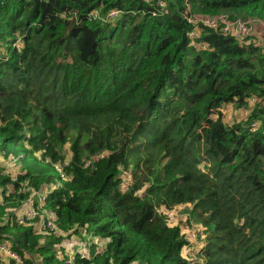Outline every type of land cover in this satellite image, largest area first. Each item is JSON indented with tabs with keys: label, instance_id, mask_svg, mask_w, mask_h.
Wrapping results in <instances>:
<instances>
[{
	"label": "trees",
	"instance_id": "trees-1",
	"mask_svg": "<svg viewBox=\"0 0 264 264\" xmlns=\"http://www.w3.org/2000/svg\"><path fill=\"white\" fill-rule=\"evenodd\" d=\"M163 1L154 17L146 0H0L1 195L21 204L25 187L48 191L62 231L106 245L71 264H264V53L213 31L200 37L207 49L193 47L186 0ZM188 4L264 13V0ZM114 9V22L90 17ZM248 98L247 118L227 124L222 109ZM10 157L22 162L15 181ZM162 206L201 224L195 259ZM5 210L0 201V233L24 264H69L63 237L41 243L14 215L4 223Z\"/></svg>",
	"mask_w": 264,
	"mask_h": 264
},
{
	"label": "built area",
	"instance_id": "built-area-1",
	"mask_svg": "<svg viewBox=\"0 0 264 264\" xmlns=\"http://www.w3.org/2000/svg\"><path fill=\"white\" fill-rule=\"evenodd\" d=\"M146 2L153 7V10L151 11L152 16L158 17L166 14L167 5L163 0H146ZM186 6L188 7V13L186 16L187 22L192 27L191 31L188 33V37L193 47L201 50L207 49L208 45L200 42V37L204 31H213L214 33L234 38L242 45L256 46L262 51V53H264V20L260 18H246V19L239 17L234 18L232 14H230L229 12H223L215 16L196 15L191 12V8L190 5L188 4V0H186ZM122 14L123 13L121 11L114 9V10H110L105 15H103L101 11L97 10L92 12L90 17L95 20L98 19L105 23H108V22H114L115 20L120 18ZM247 101L249 105L248 108H244L242 110L243 118L241 120H245L247 118V116L251 113L252 108L255 106L258 100H256L255 98H248ZM259 127L260 124L258 123L254 124L252 131H256ZM6 170H10V168H6ZM5 172L14 181L17 180L18 175L14 174L11 171L10 172L5 171ZM130 185H131V180L128 179L126 182V186H130ZM23 192L25 193L29 192L30 197L32 196L38 197L37 201L40 202H39V206H37L38 203L33 204L32 207L26 208L25 212L22 215L21 214L17 215L16 219L20 225L33 226L36 229L35 225L37 221L41 220L43 227H41L39 231L36 229L37 233L40 234L41 236L44 235V237L46 236L63 237L64 242L66 241V239L72 236L74 230L69 232L62 231L57 225L56 217L45 209L48 191L44 190L38 192L25 187L23 189ZM24 202H22L21 204H23ZM2 205H5V203H2ZM181 207L183 206L178 207V209H181ZM176 211L177 209L174 210L167 208L165 206L161 207V212L166 216L167 222L169 224H171L172 226L183 225L185 227L186 226L185 221L187 220V218L184 217V221L182 224H180L179 220L175 221ZM13 215L15 216V214ZM43 216L44 218H42ZM10 217L7 218L6 220H3L4 223H8ZM199 225L200 224L192 221V226H193L192 230L198 232L200 229H202V227H199ZM92 239L95 240L93 241V243H95L96 245L95 247L96 253L103 254L106 250L105 247L106 245L98 237ZM64 242L62 245L67 244V243L64 244ZM98 245H101L102 247ZM67 248L68 247L66 246L65 250H66V255L68 257L66 262L69 264L74 262V257L78 253L84 257H90V256H85L82 252L75 253L73 251H68ZM183 254L185 255V257L189 256L191 259H195L198 254V249L193 246H189L184 249ZM0 257L3 259L2 264H11L12 262H16L18 264H24L22 257L19 255L17 251L13 249L11 238L8 235L2 233H0Z\"/></svg>",
	"mask_w": 264,
	"mask_h": 264
},
{
	"label": "rangeland",
	"instance_id": "rangeland-1",
	"mask_svg": "<svg viewBox=\"0 0 264 264\" xmlns=\"http://www.w3.org/2000/svg\"><path fill=\"white\" fill-rule=\"evenodd\" d=\"M240 17H243L242 15H239ZM260 17L262 19H264V13H261L260 14ZM223 111V114H224V119L226 121L227 124H233L235 122H238L240 121L242 118H243V112L242 110H238L236 109L234 106H231L230 108H227V109H222ZM21 153H23V150H20ZM3 165L4 166H7L8 168H10V170H6V171H11L13 172L14 174L18 175L19 173H21L22 171V162L21 160H18L16 157H10L9 160H3ZM12 175V174H11ZM128 178H126L124 181H125V185H126V182H127ZM7 193L8 194H12L13 192H15V189L13 188V186H8L7 187ZM50 190V189H49ZM2 191L0 190V201H1V204L2 203H5V216H4V220H6L7 218H9L11 215L15 214L16 218H17V215H22L26 208H29V207H32L33 204H37V206H39V202L40 201H37L38 200V197H30L27 199V201H25L23 204H18L17 201H10V202H5L3 197H2ZM184 217L187 218V220L185 221L186 222V226L184 227L183 225H180L182 226V230H183V233L187 235V238L189 239V241L192 243V244H196V245H192L193 247L199 249V247H201L203 244H202V240L205 238V234L203 235V230L200 229L198 232L197 231H193V226H192V221H194L195 223H198L197 221L195 220H191V221H188V214H186V211L184 209V207H181V209H177L176 211V217H175V221L179 220L180 224L183 223L184 221ZM44 218V216L42 217ZM41 218V219H42ZM199 224V223H198ZM170 225V224H169ZM201 225V224H200ZM199 225V227H201ZM36 229L39 231V229L41 227H43V224H42V221L41 220H38L36 225H35ZM194 232V233H193ZM42 240L40 241L41 243H44L47 239L46 237H44V235L42 236ZM200 237L201 241H198V238ZM93 241H95L94 239L88 237L87 235L86 236H78V235H72L71 237H69L68 239H66V241L64 242L67 243L66 245H62L61 246H58V247H62V248H66V246L68 247V251H73V252H82L85 256H92V252H94L95 250V243H93ZM198 241V242H197ZM100 247H102L101 245H98ZM97 246V247H98ZM96 251V250H95ZM186 258L190 259L191 258L189 256H187ZM38 262L40 263L41 262V259L40 258H37ZM132 264H141L140 261H136V262H133Z\"/></svg>",
	"mask_w": 264,
	"mask_h": 264
}]
</instances>
